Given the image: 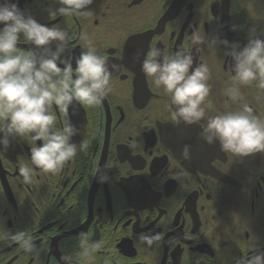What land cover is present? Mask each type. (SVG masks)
<instances>
[{
    "label": "flooded vegetation",
    "instance_id": "obj_1",
    "mask_svg": "<svg viewBox=\"0 0 264 264\" xmlns=\"http://www.w3.org/2000/svg\"><path fill=\"white\" fill-rule=\"evenodd\" d=\"M18 5L69 33L65 57L91 41L110 69L118 67L101 104L74 103L67 114L51 109L57 129L71 123L79 129L71 142L89 145L61 171H37L25 184L19 167L31 166L30 138L0 148V264H64L62 255L84 264L83 238L98 245L90 264H236L254 254L252 242L264 251V152L235 156L200 135L208 117L242 103L264 118V90L255 82L236 84L243 101L226 94L234 73L223 43L242 48L252 32L264 39V0H93L80 16L52 14L57 0ZM194 34L205 37L203 45L192 43ZM32 47L23 37L18 44L23 52ZM153 48L182 49L194 66L208 65L204 120L172 119L170 96L141 70ZM104 172L110 179L101 183ZM19 231L33 236L35 252L9 242L7 234ZM155 233L163 238L151 247L140 242Z\"/></svg>",
    "mask_w": 264,
    "mask_h": 264
},
{
    "label": "clouds",
    "instance_id": "obj_2",
    "mask_svg": "<svg viewBox=\"0 0 264 264\" xmlns=\"http://www.w3.org/2000/svg\"><path fill=\"white\" fill-rule=\"evenodd\" d=\"M61 5L52 14L80 16L85 14L93 0H57ZM23 40L33 47L19 51ZM72 37L60 28L49 27L26 14L18 0H0V148L6 150L13 139L30 138L29 164L19 167L25 184L33 183L37 171L55 174L72 161L78 151H86L87 142L79 146L71 142L79 134L71 123L62 129L56 127V116L51 109L56 106L67 114L74 103L95 106L102 103L112 91L110 77L117 65L109 68V59L88 42L86 50L78 56H64ZM205 37L194 34L192 43L203 45ZM212 43H216L215 40ZM226 46L224 55L231 57L234 73L233 87L226 94L233 101H243L237 83L248 85L255 82L264 90V39L254 32L240 48L237 44ZM75 64V66H73ZM143 73L151 78L156 88H162L171 99L172 119L187 125L198 123L206 117L209 101L210 70L207 64L194 66L193 56L182 49L164 53L151 49L141 63ZM205 143H219L220 150L235 156H248L264 152V118L242 103L235 111L208 117L200 133ZM40 142V143H37ZM189 154L185 145L182 155ZM110 168L111 165H106ZM101 183L108 182L107 172L98 173ZM163 237L160 233L141 235V243L151 247ZM10 243L19 244L25 252L33 253L37 246L27 231L8 233ZM80 258L90 264L98 245L87 238L79 240ZM254 254L241 257L236 264H264V251L255 242L250 243ZM64 264H71L70 255H62Z\"/></svg>",
    "mask_w": 264,
    "mask_h": 264
}]
</instances>
